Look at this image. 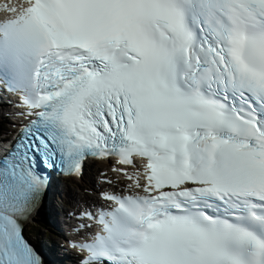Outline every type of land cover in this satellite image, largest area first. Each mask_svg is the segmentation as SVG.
I'll list each match as a JSON object with an SVG mask.
<instances>
[{
  "label": "snow or ice",
  "instance_id": "obj_1",
  "mask_svg": "<svg viewBox=\"0 0 264 264\" xmlns=\"http://www.w3.org/2000/svg\"><path fill=\"white\" fill-rule=\"evenodd\" d=\"M2 9L0 84L30 119L0 155V264H47L23 232L52 174L113 156L135 191L102 194L79 264H264V0Z\"/></svg>",
  "mask_w": 264,
  "mask_h": 264
},
{
  "label": "bare ground",
  "instance_id": "obj_2",
  "mask_svg": "<svg viewBox=\"0 0 264 264\" xmlns=\"http://www.w3.org/2000/svg\"><path fill=\"white\" fill-rule=\"evenodd\" d=\"M2 110H3V108L2 107H0V117L2 116L1 115V113H2ZM1 121V120H0ZM100 171V167H97L96 168V172L98 173ZM99 176V175H98ZM96 179V177L95 178H93V179H91V181H90V178L88 179V177H87V179H86V181H87V185H94V180ZM66 194H67V197H65V200L67 199L68 200V203H69V205L70 206H72V207H77V205H78V198H81V199H83V200H85V201H87L88 199H95L96 197L95 196H92V197H88V196H85V197H79L78 196V193H77V190L75 189V188H69V189H67L66 191H64ZM54 198L56 199V196L55 197H53V207H51V209L53 210V211H51L52 212V220H53V222L56 224V225H58V222H59V220H58V218H59V216L61 215V213H57V214H55L54 213V204H55V201H54ZM58 198V197H57ZM59 200V199H58ZM56 207V206H55ZM56 210V209H55ZM39 212H41V208H39L38 210H37V213H39ZM36 213V214H37ZM33 220V217H31L30 219H29V221L31 222ZM49 236H50V240L53 242V240H54V235L52 234V233H50L49 234ZM54 246H58V244H55Z\"/></svg>",
  "mask_w": 264,
  "mask_h": 264
},
{
  "label": "rangeland",
  "instance_id": "obj_3",
  "mask_svg": "<svg viewBox=\"0 0 264 264\" xmlns=\"http://www.w3.org/2000/svg\"><path fill=\"white\" fill-rule=\"evenodd\" d=\"M1 122L4 123V121L1 119ZM102 169V168H100ZM75 183H77L78 185L80 186H85V185H82V181L80 180H74ZM74 188H76V190L78 191L79 195L82 194V191L80 189H78L77 186H73ZM88 195H91V193H86ZM58 197V196H57ZM56 199L54 198V201H55V206L56 204H59V198ZM79 201H82V200H79ZM37 218H41V216H37ZM30 231L33 232V236L36 240L38 239H41V240H45V238L47 239L49 237V234H50V231L49 232H46V229L45 228H38V227H33L32 229H26V232L29 233Z\"/></svg>",
  "mask_w": 264,
  "mask_h": 264
},
{
  "label": "trees",
  "instance_id": "obj_4",
  "mask_svg": "<svg viewBox=\"0 0 264 264\" xmlns=\"http://www.w3.org/2000/svg\"><path fill=\"white\" fill-rule=\"evenodd\" d=\"M45 221H47L46 217L44 218Z\"/></svg>",
  "mask_w": 264,
  "mask_h": 264
}]
</instances>
